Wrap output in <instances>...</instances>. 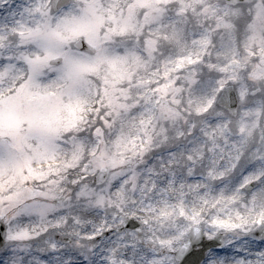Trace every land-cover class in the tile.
I'll list each match as a JSON object with an SVG mask.
<instances>
[{
  "label": "snow or ice",
  "instance_id": "snow-or-ice-1",
  "mask_svg": "<svg viewBox=\"0 0 264 264\" xmlns=\"http://www.w3.org/2000/svg\"><path fill=\"white\" fill-rule=\"evenodd\" d=\"M0 264H264V0H0Z\"/></svg>",
  "mask_w": 264,
  "mask_h": 264
}]
</instances>
